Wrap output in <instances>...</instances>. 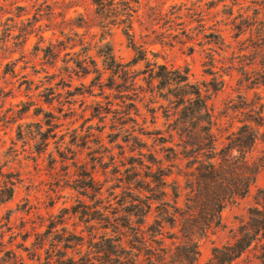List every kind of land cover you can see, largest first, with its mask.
Instances as JSON below:
<instances>
[{"label":"rangeland","instance_id":"374dc122","mask_svg":"<svg viewBox=\"0 0 264 264\" xmlns=\"http://www.w3.org/2000/svg\"><path fill=\"white\" fill-rule=\"evenodd\" d=\"M132 39L147 59L137 62L122 27L99 25L91 0H0V264H95L100 236L134 239L107 221L136 191L129 181L143 186L163 164L171 182L206 158L172 132L178 105L154 78L158 64L201 87L218 149L264 113V0H140ZM263 150L260 138L249 159ZM168 191L169 205L153 204L147 236L164 209L173 212ZM262 191L264 166L246 196L224 208L221 225L197 237L196 264L240 235L250 210L263 207ZM151 193L139 187L142 199ZM156 237L174 260L179 228L164 222ZM231 264H264V235Z\"/></svg>","mask_w":264,"mask_h":264},{"label":"trees","instance_id":"16d2710c","mask_svg":"<svg viewBox=\"0 0 264 264\" xmlns=\"http://www.w3.org/2000/svg\"><path fill=\"white\" fill-rule=\"evenodd\" d=\"M91 3L99 25L103 28L122 27L124 34L131 40L132 48L137 53V62L147 59L142 49L132 39L133 18L138 11L140 0H91ZM110 56L112 58L113 55ZM155 64H158L157 61ZM154 78L162 82V89H166L168 94L176 98L178 109L173 121L172 132L178 133L187 145L196 146L199 151L207 152L206 158L197 156L192 165L187 166L188 170L179 169L171 182L167 178L173 172L164 173L163 164L159 165V175L150 173L147 176H152L151 181L142 180L146 190L152 192L144 199L139 194V187H143L140 181L136 183L129 181L128 188L136 191L133 195L128 193L123 197L119 202L122 209L113 211L114 215L110 216L107 221L115 229L123 227L135 231L134 239L126 245L123 241V231L117 236H100V240L93 243L95 252L98 253L97 258L95 257V264H143V262L146 264H159V262L162 264H196L200 253L197 237L206 235L213 227L221 225V214L224 208L246 196L250 186L256 181L260 169L264 166V150L257 161L252 162L248 156L260 138L264 143L260 130L253 123L255 121L259 126H264L263 112L258 117L260 121L249 119L233 136L228 137L227 144L218 149L217 137L212 129V115L201 87L191 82L188 73L183 74L179 69H170L164 64L157 65ZM136 176H140L139 172ZM180 176L185 177V189L188 190L182 207L179 206L182 195ZM152 182L157 187L164 186L161 192L158 191L161 194L155 195V189L151 187ZM169 186L172 189L173 212L170 213L164 209L169 214L162 212L161 214L165 217L156 219L157 229L152 230L153 234L150 233L147 236L143 228L148 223L154 202L161 200L163 201L159 203L161 205L170 204L167 199L170 195ZM121 210L127 215L119 216ZM133 215L141 216L137 222L138 227L132 225ZM164 222L178 227L182 237V242L175 247V252L178 253L176 254L177 259L170 261L166 260L168 251L163 247L164 240L156 237L162 234ZM149 229L151 230V227ZM263 235L264 205L261 209H251L250 220L242 227L240 235L232 243L215 247L212 256L204 264H231L257 238ZM135 242H139L141 246H136ZM158 250L165 255L162 257Z\"/></svg>","mask_w":264,"mask_h":264}]
</instances>
